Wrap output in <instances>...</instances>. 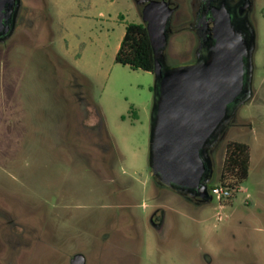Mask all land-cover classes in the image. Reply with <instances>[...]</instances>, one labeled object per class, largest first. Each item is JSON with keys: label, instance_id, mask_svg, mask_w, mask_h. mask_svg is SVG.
<instances>
[{"label": "rangeland", "instance_id": "rangeland-1", "mask_svg": "<svg viewBox=\"0 0 264 264\" xmlns=\"http://www.w3.org/2000/svg\"><path fill=\"white\" fill-rule=\"evenodd\" d=\"M34 5L41 28L0 44V198L41 237L19 264H46L48 254L68 264L77 252L91 263L97 237L108 236L130 237L104 254L117 250L119 264H264V0H255V93L221 140L211 187L228 140L248 146V176L202 207L150 176L154 75L114 62L126 25L142 23L134 0ZM189 53L187 32L170 38V59ZM154 205L160 233L147 222Z\"/></svg>", "mask_w": 264, "mask_h": 264}, {"label": "water", "instance_id": "water-1", "mask_svg": "<svg viewBox=\"0 0 264 264\" xmlns=\"http://www.w3.org/2000/svg\"><path fill=\"white\" fill-rule=\"evenodd\" d=\"M16 7V0H0V43L13 32L8 20ZM172 13L166 2H151L141 12L154 63L150 176L160 188L209 202L203 177L212 175L211 153L238 109L251 97L249 93L229 112L242 92L243 58L251 63L253 46L245 53L241 48L217 46L209 61L202 58L192 64L169 65L165 52ZM71 264H84L83 255H75Z\"/></svg>", "mask_w": 264, "mask_h": 264}, {"label": "flooded vegetation", "instance_id": "flooded-vegetation-1", "mask_svg": "<svg viewBox=\"0 0 264 264\" xmlns=\"http://www.w3.org/2000/svg\"><path fill=\"white\" fill-rule=\"evenodd\" d=\"M35 1L40 0H16L18 8H15V11L8 20L9 24L13 23V32L0 44L8 42L22 30L30 32V30L34 31L36 26L41 28L42 21L38 20L41 15L35 8ZM134 2L139 9L140 16L142 10L151 2H166L169 4V7L173 9L170 20L171 33L169 40L172 36L183 32H187L190 35L189 57L185 59L182 64H192L202 58L207 61L211 60L213 49L217 46L241 48L244 53L253 46L251 63L247 57L243 58L244 84L242 92L238 101L229 106V112H231L238 102L244 100L249 93L251 97L247 102L253 98L255 93L253 87L255 75L254 59L258 29L255 17V0H134ZM165 53L167 64L181 65L177 63V61L170 59L167 55V50ZM250 77L251 83L249 84ZM236 114L231 119L230 126L237 122ZM219 145H217L211 153L214 160V171L212 175L206 174L203 177L210 201L203 202L198 196L192 199L184 198L195 207H202L213 201V197L210 196L209 192L211 183L216 177L214 154L216 150H218ZM125 221H128L127 217ZM164 221V211L154 205L147 218L149 226L160 233L164 229ZM33 233V229L16 220L13 210L12 212L6 210L0 198V264H19V258L24 253L28 254L27 259L31 262V258H35L36 256V241L41 238L34 237ZM128 238L130 237H97L95 241L96 249L94 250V258L91 263L84 253L77 252L70 256L68 264H71L72 258L78 254L83 255L84 264H119L116 260L117 258L115 259L118 253L117 250L113 251L114 254L112 258L109 257L106 260H104V254L109 251V249L111 250L112 246L119 247L122 241L124 242V240ZM45 259L46 264H51L49 254L45 256Z\"/></svg>", "mask_w": 264, "mask_h": 264}, {"label": "trees", "instance_id": "trees-1", "mask_svg": "<svg viewBox=\"0 0 264 264\" xmlns=\"http://www.w3.org/2000/svg\"><path fill=\"white\" fill-rule=\"evenodd\" d=\"M114 62L127 66L132 70H142L152 73L154 64L153 54L143 23H129L126 25L125 33L114 57ZM86 105L89 106L88 101ZM249 160V148L246 144L237 141H226L224 143V156L218 176L219 184H226L231 188L239 187L248 176Z\"/></svg>", "mask_w": 264, "mask_h": 264}, {"label": "built area", "instance_id": "built-area-1", "mask_svg": "<svg viewBox=\"0 0 264 264\" xmlns=\"http://www.w3.org/2000/svg\"><path fill=\"white\" fill-rule=\"evenodd\" d=\"M239 187H229L228 185L224 184H218L210 189V196L213 197V199L217 200L218 202L227 200L232 197L235 190H238Z\"/></svg>", "mask_w": 264, "mask_h": 264}]
</instances>
